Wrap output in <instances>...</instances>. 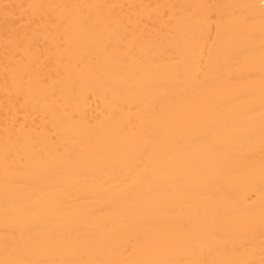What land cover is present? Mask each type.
<instances>
[{"label": "bare ground", "instance_id": "6f19581e", "mask_svg": "<svg viewBox=\"0 0 264 264\" xmlns=\"http://www.w3.org/2000/svg\"><path fill=\"white\" fill-rule=\"evenodd\" d=\"M0 264H264V0H0Z\"/></svg>", "mask_w": 264, "mask_h": 264}]
</instances>
